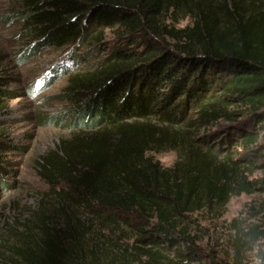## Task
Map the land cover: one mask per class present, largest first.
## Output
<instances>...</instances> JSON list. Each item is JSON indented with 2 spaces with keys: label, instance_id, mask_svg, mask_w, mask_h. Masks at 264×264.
I'll use <instances>...</instances> for the list:
<instances>
[{
  "label": "trees",
  "instance_id": "16d2710c",
  "mask_svg": "<svg viewBox=\"0 0 264 264\" xmlns=\"http://www.w3.org/2000/svg\"><path fill=\"white\" fill-rule=\"evenodd\" d=\"M12 1L33 55L120 41L68 75L72 134L41 161L50 188L5 226L0 264H200L191 215L264 189V0ZM8 145L0 132V168ZM148 148L179 159L164 169ZM233 224L246 264L264 228Z\"/></svg>",
  "mask_w": 264,
  "mask_h": 264
},
{
  "label": "rangeland",
  "instance_id": "374dc122",
  "mask_svg": "<svg viewBox=\"0 0 264 264\" xmlns=\"http://www.w3.org/2000/svg\"><path fill=\"white\" fill-rule=\"evenodd\" d=\"M13 6L12 0H0V83L12 91L4 96L6 107L0 110V132L10 144L0 168V248L8 222L30 218L50 188L41 176V161L72 134L68 127L71 115L60 121L69 110L62 99L68 75L108 56L120 41L107 30L96 47H91L92 42L64 50L46 47L33 55L34 43L20 35ZM165 24L181 28L190 24V18L172 16ZM82 56L91 59L85 61ZM163 154L156 150L150 156ZM254 178L264 185V170H257ZM191 220V231L203 254L200 264H235L233 223L237 220L247 227L259 224L264 228V189L233 195L222 209L197 211ZM262 263L264 237L246 251V264Z\"/></svg>",
  "mask_w": 264,
  "mask_h": 264
},
{
  "label": "clouds",
  "instance_id": "9594fccd",
  "mask_svg": "<svg viewBox=\"0 0 264 264\" xmlns=\"http://www.w3.org/2000/svg\"><path fill=\"white\" fill-rule=\"evenodd\" d=\"M185 23H187V21H185ZM183 26L184 25H181V27ZM154 151L155 149H151V148L145 149L144 151L145 159L150 158V153ZM163 151H164V154L153 157L152 162L158 163L164 169L173 167L175 163L177 162V160L179 159L177 150L169 148Z\"/></svg>",
  "mask_w": 264,
  "mask_h": 264
}]
</instances>
